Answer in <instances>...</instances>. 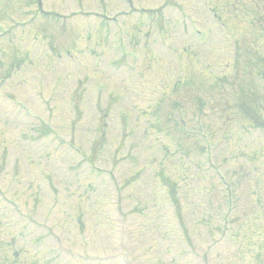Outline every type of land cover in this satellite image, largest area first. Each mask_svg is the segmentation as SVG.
<instances>
[{"label": "rangeland", "instance_id": "rangeland-1", "mask_svg": "<svg viewBox=\"0 0 264 264\" xmlns=\"http://www.w3.org/2000/svg\"><path fill=\"white\" fill-rule=\"evenodd\" d=\"M56 1L46 29L0 0V264H121L82 243L121 234L135 264H264L263 132L221 94L264 93V0Z\"/></svg>", "mask_w": 264, "mask_h": 264}]
</instances>
